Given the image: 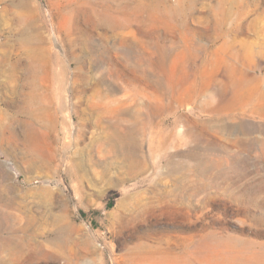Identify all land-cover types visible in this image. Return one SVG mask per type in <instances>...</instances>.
I'll list each match as a JSON object with an SVG mask.
<instances>
[{
    "label": "rangeland",
    "instance_id": "obj_1",
    "mask_svg": "<svg viewBox=\"0 0 264 264\" xmlns=\"http://www.w3.org/2000/svg\"><path fill=\"white\" fill-rule=\"evenodd\" d=\"M245 71L264 0H0V264H264Z\"/></svg>",
    "mask_w": 264,
    "mask_h": 264
},
{
    "label": "bare ground",
    "instance_id": "obj_2",
    "mask_svg": "<svg viewBox=\"0 0 264 264\" xmlns=\"http://www.w3.org/2000/svg\"><path fill=\"white\" fill-rule=\"evenodd\" d=\"M225 18L224 19H227V18H229V16H227L226 14H225V16H224ZM107 22V21H106ZM110 23V25H112L111 24V22H109ZM114 23V22H113ZM225 33V32H224ZM227 34V33H226ZM226 36V35H225ZM233 44V43H232ZM230 46V45H229ZM225 47V46H224ZM233 47V46H232ZM232 47H231V49H232ZM235 47V46H234ZM232 50H230V52H231ZM234 53V52H233ZM235 57H236V61L238 62V59H240V57H239V55H238V52H236V54H235ZM229 58H231L230 56H229ZM254 61V57L253 58H251L250 59V63H252ZM253 65H255V63H253ZM242 71V70H241ZM236 72L237 73H239L240 74V71H239V68H237V70H236ZM242 73V72H241ZM246 73V71L244 72V74ZM241 75V74H240ZM237 76V75H236ZM238 77H239V75H238ZM241 79L242 80H240L241 81V84H240V87L244 90H246V91H248V93H249V95H251V96H249V100L251 99V98H255V97H257V100H260V98L264 95V75L263 76H259V78H257L256 76L254 77V76H249V75H247V74H245V75H242V77H241ZM243 81V82H242ZM233 82V81H232ZM238 82H239V80H238ZM250 85V87L249 88H243V87H246L247 85ZM243 85V86H242ZM237 86H239V85H237ZM261 102V101H260ZM260 102L258 103L259 105V108L260 109H262V108H264V104L263 103H261L260 104ZM119 131L121 132L122 130H120L119 129Z\"/></svg>",
    "mask_w": 264,
    "mask_h": 264
}]
</instances>
